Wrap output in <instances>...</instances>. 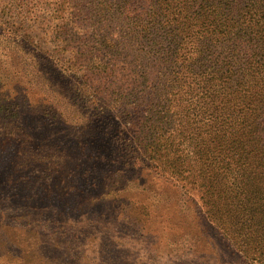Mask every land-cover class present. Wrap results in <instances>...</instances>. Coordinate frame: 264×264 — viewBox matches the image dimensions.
I'll return each instance as SVG.
<instances>
[{"label":"rangeland","instance_id":"1","mask_svg":"<svg viewBox=\"0 0 264 264\" xmlns=\"http://www.w3.org/2000/svg\"><path fill=\"white\" fill-rule=\"evenodd\" d=\"M127 6L126 0H0V105L6 95L20 105L16 117L0 110V264H247L204 217L180 208L181 189L163 178L171 176L174 152L152 161L166 171L129 169L116 148L130 139L105 138L104 125L102 132L92 118L103 111L117 115L126 134L138 138L129 145L140 152L151 139L143 128L152 113L134 105L157 103L159 69L153 43L133 31L141 14ZM41 64L51 81L36 74ZM54 83L64 90L78 86L80 94L69 103L52 93ZM12 121L18 136H27L29 154L49 158L35 165L63 164L57 174L10 168L18 144L5 142L3 134ZM90 160L112 173L83 177ZM193 244L208 255L194 259Z\"/></svg>","mask_w":264,"mask_h":264},{"label":"trees","instance_id":"2","mask_svg":"<svg viewBox=\"0 0 264 264\" xmlns=\"http://www.w3.org/2000/svg\"><path fill=\"white\" fill-rule=\"evenodd\" d=\"M127 2L128 10L141 14L138 18L134 16L137 24L133 31L153 43L152 62L159 69L154 90L161 92L157 103L151 108L145 106L146 100L134 105V110L152 113V120L143 128L145 139L148 136L151 139L140 152L135 145H129L131 141L137 143L138 138L126 134L117 115L103 111L92 118L100 125V131L107 132L103 133L105 138L109 134L123 143L130 139L122 149L116 148L129 169H135L136 165L162 168L152 164L156 155L174 152L171 176L163 178L181 189L177 196L180 208L204 217L247 264H264V0ZM38 58L47 60L46 56ZM53 70L59 78H65L61 70ZM36 74L51 81L44 64L36 67ZM60 85L48 87L69 103L80 94L78 86L69 85L64 90ZM1 101L3 113L19 115L20 105L15 99L6 95ZM75 105L71 106L76 108ZM23 106L29 107V102L26 100ZM104 112L110 125L102 120ZM11 123L12 129L3 134L5 142L18 144L10 168L15 172L28 169L32 173L57 174L63 164L43 163L45 169L35 165L40 159L49 158L29 154L27 136L19 137L17 121ZM173 125L177 127L174 129ZM113 128L116 131L108 133ZM101 142L106 143L103 138ZM98 149L99 146L96 157ZM18 154L24 158L23 162L16 163ZM94 162L86 165L83 177L95 171L101 175L112 173ZM12 175L15 179L23 177ZM95 179H90L92 186L97 185ZM200 237L201 234L196 235V239ZM195 247L193 244L188 249L194 259L208 255Z\"/></svg>","mask_w":264,"mask_h":264}]
</instances>
